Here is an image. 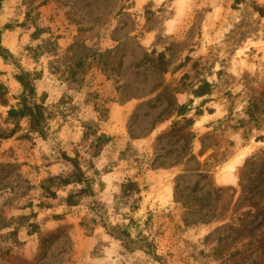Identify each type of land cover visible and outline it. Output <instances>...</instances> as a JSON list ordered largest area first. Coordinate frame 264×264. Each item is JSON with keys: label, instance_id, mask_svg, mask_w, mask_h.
<instances>
[{"label": "rangeland", "instance_id": "1", "mask_svg": "<svg viewBox=\"0 0 264 264\" xmlns=\"http://www.w3.org/2000/svg\"><path fill=\"white\" fill-rule=\"evenodd\" d=\"M2 50L0 264H264V0H0Z\"/></svg>", "mask_w": 264, "mask_h": 264}, {"label": "trees", "instance_id": "2", "mask_svg": "<svg viewBox=\"0 0 264 264\" xmlns=\"http://www.w3.org/2000/svg\"><path fill=\"white\" fill-rule=\"evenodd\" d=\"M2 53H5L4 55L0 54V57L3 58V60L6 62L8 58L11 57V55L6 51L2 50ZM15 80L20 84L22 87L21 95L19 96V103L17 108H11L7 114L9 119H26L29 124V131L33 133H38L43 135V131L46 125L47 118L44 114L43 106L32 103L29 104L26 99V92L27 90L32 91L31 88H28V84L25 81L24 77L21 75L15 76ZM13 130L11 131V133ZM94 143L93 147L97 152H100L103 146L106 145L108 142V138L104 134H99L94 136ZM72 163L73 166V172L67 178L64 180L65 186H68L70 184L73 185H80L82 186L81 189L77 190L76 192H73L72 194L68 195L66 198V203L69 206H72L74 199L79 198L81 196H85L86 194H89V196L92 194L90 181L87 180L84 176V173L79 168L78 164L76 163V160L70 159L68 160ZM139 194L140 190L136 183L129 182L127 184H124L122 186V194L128 195L131 193Z\"/></svg>", "mask_w": 264, "mask_h": 264}, {"label": "crops", "instance_id": "3", "mask_svg": "<svg viewBox=\"0 0 264 264\" xmlns=\"http://www.w3.org/2000/svg\"><path fill=\"white\" fill-rule=\"evenodd\" d=\"M199 100H201V99H203V97L202 98H198ZM213 102L211 101V102H209V103H207V104H212ZM206 104V105H207ZM211 107V106H210ZM210 110L211 111H204V113H202V115H200L198 118H205V117H208L209 119L207 120V121H205V122H203L202 123V125H201V127H203V128H207L208 126H210L211 124H213V123H215V122H217V121H219L220 119H222L223 117H224V115L223 116H216V114H217V110L214 108V107H211L210 108ZM234 139V138H233ZM235 139H237V136H235Z\"/></svg>", "mask_w": 264, "mask_h": 264}, {"label": "bare ground", "instance_id": "4", "mask_svg": "<svg viewBox=\"0 0 264 264\" xmlns=\"http://www.w3.org/2000/svg\"><path fill=\"white\" fill-rule=\"evenodd\" d=\"M245 158V153H240L235 161V164L238 165ZM234 166L230 167V170H233Z\"/></svg>", "mask_w": 264, "mask_h": 264}]
</instances>
